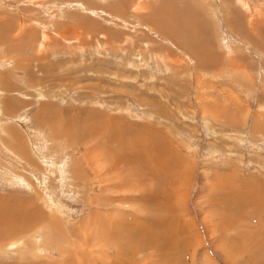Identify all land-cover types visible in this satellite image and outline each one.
I'll return each mask as SVG.
<instances>
[{
  "label": "rangeland",
  "instance_id": "1",
  "mask_svg": "<svg viewBox=\"0 0 264 264\" xmlns=\"http://www.w3.org/2000/svg\"><path fill=\"white\" fill-rule=\"evenodd\" d=\"M0 264H264V0H0Z\"/></svg>",
  "mask_w": 264,
  "mask_h": 264
},
{
  "label": "bare ground",
  "instance_id": "2",
  "mask_svg": "<svg viewBox=\"0 0 264 264\" xmlns=\"http://www.w3.org/2000/svg\"><path fill=\"white\" fill-rule=\"evenodd\" d=\"M120 142H122V141H120ZM120 142H119V143H120ZM119 143H118V144H119ZM131 143H132V142H131ZM139 143H140V142H139ZM139 143H138V142H137V144L135 143L133 147H132V145H131V146H130V147H131V150H130V151L133 152V148H134V149H136V152H138V149H139V148L141 149V148L144 147V146L141 147V145L139 146ZM121 144L123 145V144H125V142H124V143L122 142ZM140 144H141V143H140ZM145 144H146V143H145ZM151 144H152V143H151ZM154 144H156V143H154ZM119 145H120V144H119ZM128 145H130V143H129ZM137 145L139 146V148H138ZM142 145H143V144H142ZM136 146H137V148H136ZM152 146L154 147V145H152ZM152 146H151V149H152ZM155 146H156V145H155ZM154 149L157 150V147H154ZM143 153H144V152H142V154H143ZM149 154H150V153H149ZM131 155H132V154H131ZM143 155H144V154H143ZM143 155H141V156H143ZM151 155H152V154H151ZM151 155H150V156H151ZM128 156H130V154H129ZM146 156H147V155H146ZM146 156H144V157H146ZM131 157H132V156H131ZM147 157H148V159H149V156H147ZM155 157H157V155H155ZM127 158H128V157H127ZM127 158H126V159H127ZM132 158L134 159L135 157H132ZM153 158H154V156H153ZM153 158H152V159L150 158L149 160H152V161H153ZM136 159H137V158H136ZM158 159H159V158H158ZM162 159H163V156H162ZM162 159H161V160H162ZM139 160H140V159H137L136 162H137V161L139 162ZM141 160H142V159H141ZM131 161H132V163H134L133 160H131ZM142 161H143V160H142ZM146 161H147V163H148V160H146ZM152 161H151V162H152ZM138 162H137V163H138ZM149 162H150V161H149ZM151 162H150V163H151ZM153 162H154V161H153ZM127 163L130 164L129 162H127ZM132 163H131V164H132ZM137 163H134V164H137ZM139 163H140V162H139ZM139 163H138V164H139ZM134 164H133V165H134ZM140 164H143V162L140 163ZM140 164H139V166H140ZM148 164H149V163H148ZM161 165H162V164H161ZM134 166H136V165H134ZM137 166H138V165H137ZM145 166H146V165H145ZM145 166L143 165V167H145ZM162 166H163V165H162ZM145 168H146V167H145ZM148 172H149V171H148ZM152 172H153V170H152ZM149 173H150V172H149ZM150 174H151V173H150ZM151 175H152V174H151ZM151 175H150V179L153 177V176L151 177ZM147 177H148V175H147ZM157 177H158V176H157ZM150 179H149V181H150ZM152 196H153L152 198H154V203L156 204V207L158 208L159 206H161V200H160V197L156 194V192H155L154 195H152ZM170 201H172V200L170 199ZM161 211H163V209H161ZM220 215H221V212H220ZM238 219H239V218H238ZM226 221H227V220H226ZM227 222H228V221H227ZM158 233H160V236H161V237H164V235H163V234H164V231H161V232H158ZM169 245H170V244H169Z\"/></svg>",
  "mask_w": 264,
  "mask_h": 264
},
{
  "label": "crops",
  "instance_id": "3",
  "mask_svg": "<svg viewBox=\"0 0 264 264\" xmlns=\"http://www.w3.org/2000/svg\"><path fill=\"white\" fill-rule=\"evenodd\" d=\"M19 99H21V100H22V98H19Z\"/></svg>",
  "mask_w": 264,
  "mask_h": 264
}]
</instances>
